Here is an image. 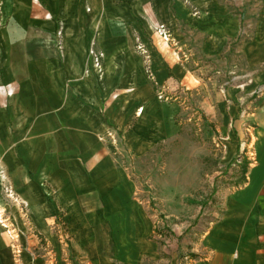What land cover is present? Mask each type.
Returning a JSON list of instances; mask_svg holds the SVG:
<instances>
[{
    "label": "crops",
    "instance_id": "0c3cea01",
    "mask_svg": "<svg viewBox=\"0 0 264 264\" xmlns=\"http://www.w3.org/2000/svg\"><path fill=\"white\" fill-rule=\"evenodd\" d=\"M190 93L248 160L194 243L135 176ZM0 169V264H264V0H0Z\"/></svg>",
    "mask_w": 264,
    "mask_h": 264
},
{
    "label": "rangeland",
    "instance_id": "374dc122",
    "mask_svg": "<svg viewBox=\"0 0 264 264\" xmlns=\"http://www.w3.org/2000/svg\"><path fill=\"white\" fill-rule=\"evenodd\" d=\"M196 102L190 93L180 137L135 159V176L152 194L166 234L179 241L189 237L193 243L212 221L223 196L243 181L248 163L241 150L223 164L222 139ZM116 138L115 144H122Z\"/></svg>",
    "mask_w": 264,
    "mask_h": 264
},
{
    "label": "built area",
    "instance_id": "2783aa9c",
    "mask_svg": "<svg viewBox=\"0 0 264 264\" xmlns=\"http://www.w3.org/2000/svg\"><path fill=\"white\" fill-rule=\"evenodd\" d=\"M158 31L162 34V36L164 38H166V39L168 38V34H167V32L164 29L163 30L158 29ZM0 176H2V170L1 169H0ZM8 193L10 194L9 190H8ZM3 219H4V217H3L2 213L0 212V222H3Z\"/></svg>",
    "mask_w": 264,
    "mask_h": 264
},
{
    "label": "trees",
    "instance_id": "16d2710c",
    "mask_svg": "<svg viewBox=\"0 0 264 264\" xmlns=\"http://www.w3.org/2000/svg\"><path fill=\"white\" fill-rule=\"evenodd\" d=\"M245 171H246V168H245Z\"/></svg>",
    "mask_w": 264,
    "mask_h": 264
}]
</instances>
